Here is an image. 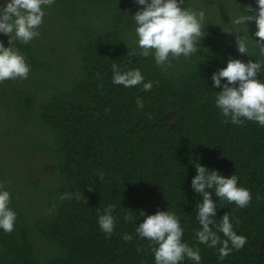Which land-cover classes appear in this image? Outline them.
I'll return each mask as SVG.
<instances>
[{"label": "trees", "instance_id": "1", "mask_svg": "<svg viewBox=\"0 0 264 264\" xmlns=\"http://www.w3.org/2000/svg\"><path fill=\"white\" fill-rule=\"evenodd\" d=\"M237 1L240 15L258 7L255 0ZM190 3L184 0L185 7ZM140 7L134 0H55L45 9L39 36L17 42L30 72L14 79L23 90L13 79L0 83V99L41 129L40 137L32 135L31 151L48 156L56 169L50 186L33 182L34 195L46 198L35 205L0 174L17 212L14 230H0V264H155L154 245L135 227L144 218L141 210L153 214L168 206L181 217L183 240L200 248L201 264H264V127L225 123L210 79L229 58L264 62L254 42L255 21L246 22L248 53L237 49L243 33L225 31L213 16L206 18L197 53L160 67L151 55H138L129 16ZM0 41L7 45L8 37L0 34ZM113 63L139 68L152 89L113 84ZM258 77L264 79V63ZM193 161L225 176L235 173L252 195L244 208L217 204V217L230 212L238 221L234 230L247 238L223 260L195 238L194 210L202 198L191 188ZM65 192L72 196L61 200ZM108 204L115 206L110 235L97 224V208ZM126 215L132 219L126 222ZM125 233L132 239H123Z\"/></svg>", "mask_w": 264, "mask_h": 264}, {"label": "clouds", "instance_id": "2", "mask_svg": "<svg viewBox=\"0 0 264 264\" xmlns=\"http://www.w3.org/2000/svg\"><path fill=\"white\" fill-rule=\"evenodd\" d=\"M258 6L249 14L231 17V29L242 32L236 37L240 53H248L247 21L254 20L256 31L254 40L259 54L264 56V0H255ZM55 0H0V34L8 37L5 45L0 41V83L9 79H26L30 65L26 57L16 46L17 42L28 44L39 36V27L43 23L45 9L51 7ZM141 5L130 17L138 55L152 56L157 66L164 67L172 58L188 57L197 53V45L202 38L206 25V13L203 9L185 7L184 0H134ZM127 13V12H126ZM128 14V13H127ZM129 15V14H128ZM236 26H244L238 29ZM262 61L229 58L226 66L211 74L212 89H219L214 95V105L225 118V123L242 125L245 121H254L264 127V79L258 77ZM111 81L126 88L142 85L144 91H150L152 81H145L139 68H124L112 64ZM226 78V79H225ZM137 107H143L142 99L137 98ZM195 175L191 179L192 190L202 199H197L195 217L199 227L194 229L198 244L214 248L218 259L223 260L233 250L241 249L246 237L238 234L233 227L235 217L226 212L217 217V204L222 201L246 207L252 199L248 188L238 183L234 173L228 176L216 169L193 161ZM103 179V174H100ZM212 191H209V190ZM72 193H62L60 199L71 198ZM215 196L217 199H213ZM79 199V194H77ZM115 206L106 205L97 208V224L102 232L110 235L115 229ZM140 220L135 227L136 234L150 241L155 264H181L186 258L193 264H201L202 257L198 246L183 240L185 227L181 217L171 210H157L153 214L139 212ZM17 212L11 207V193L0 183V230L10 233L15 228ZM132 219L126 215L125 221ZM238 222V221H236ZM125 240L132 239L125 233ZM139 251V249H138Z\"/></svg>", "mask_w": 264, "mask_h": 264}, {"label": "rangeland", "instance_id": "3", "mask_svg": "<svg viewBox=\"0 0 264 264\" xmlns=\"http://www.w3.org/2000/svg\"><path fill=\"white\" fill-rule=\"evenodd\" d=\"M237 2V0H211L212 4H210L208 0H191L189 6L203 9L206 18L214 16L221 27L231 29L233 27L229 24L231 17L240 15L234 8ZM235 33V30L231 31V34ZM12 85L15 89L23 90L22 85L15 80H12ZM32 135L40 137L41 129L36 127L26 115L18 118L11 103L6 99H0V174L5 176L18 191L20 198L35 205V201L39 203L46 198L44 194L34 195L33 190L37 187L33 182L41 188L50 186L51 172L56 169V165L48 156L34 154L31 151Z\"/></svg>", "mask_w": 264, "mask_h": 264}]
</instances>
